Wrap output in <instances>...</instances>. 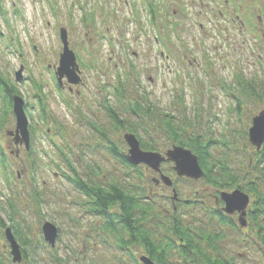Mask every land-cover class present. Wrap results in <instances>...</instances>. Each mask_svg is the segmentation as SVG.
Here are the masks:
<instances>
[{"label": "rangeland", "instance_id": "rangeland-1", "mask_svg": "<svg viewBox=\"0 0 264 264\" xmlns=\"http://www.w3.org/2000/svg\"><path fill=\"white\" fill-rule=\"evenodd\" d=\"M149 1H157L160 8L155 22L145 11ZM203 2L209 6H201V11L214 6L211 0ZM256 4L260 1H252V13L259 11ZM217 6L214 13L199 16L198 0H0V72L3 79L18 86L33 127L31 150L26 151L23 145L17 157L11 152L12 138L7 134L15 128V116L5 113L6 101L0 94V146L9 155L8 168L0 162V216L10 225L9 203L14 205V218L36 250L33 257L29 254L32 262L89 264L87 260L91 259L94 264H122L117 261L121 256L123 264H128L145 252L141 247L122 250L114 235L104 234L103 218L90 212L89 197L67 176L77 175L82 183L107 185L114 179L128 185L140 183L152 192L148 195L157 201L160 210L176 205L173 189L165 187L158 172L141 164L140 175L123 161L129 148L124 139L128 130L116 125L110 109L129 124L136 122L130 109L135 99L175 114L182 113V107H174V100H183L188 110L185 121L198 127L197 132L210 129L218 136L234 134L238 146L248 143V155L256 151L243 132L249 134L252 117L264 110V96H258L264 94V57L251 48L253 40L248 38L244 43L239 35L231 36V28L225 18L219 17ZM174 22L180 25L172 31ZM62 26L68 30L70 47L82 70L83 83L75 88L83 92V99L78 100L76 94L71 98L66 95L75 115L59 96L55 77L54 67L63 47L59 36ZM21 65L24 78L18 82L15 73ZM238 76L252 86L251 93L247 92L248 86L237 89ZM34 84L42 85L47 93L50 110L62 125L60 134L46 135L54 120L41 122ZM235 95L244 102L239 112L234 109ZM139 132L142 140L150 141L148 135ZM151 133L162 143L163 149L155 152L165 154L173 148L164 132ZM60 149L65 150L73 167ZM171 165L163 163V173L173 178L183 197L194 195L199 200L181 205L184 218L200 217L204 207L224 208V203L218 202L220 188L171 174ZM250 197L248 210L255 199ZM158 211L155 207L154 214ZM230 216L239 223V213ZM246 218L248 222L242 227L245 231L230 230L231 236L222 248L235 257L237 264H263L257 245L245 240L249 232L252 234L249 216ZM46 221L59 228L55 247L44 239L42 226ZM157 225L159 221L154 220L153 226ZM0 236H4L0 238V255L6 264H31L14 263L5 231Z\"/></svg>", "mask_w": 264, "mask_h": 264}, {"label": "trees", "instance_id": "trees-1", "mask_svg": "<svg viewBox=\"0 0 264 264\" xmlns=\"http://www.w3.org/2000/svg\"><path fill=\"white\" fill-rule=\"evenodd\" d=\"M159 9L157 1L149 4L152 22L158 19ZM164 10L166 9L164 8ZM92 20L94 21V18ZM179 25V22H174L171 30L175 31ZM208 63H210L209 60ZM242 81L245 80L241 77L237 78L238 90L249 85L248 82ZM36 85L38 92L35 93V98L39 118L42 123H49L48 118H53V114L49 110L46 96L41 95L43 93L42 85ZM249 89H252L251 85L248 86L247 92H250ZM2 92L3 99L6 101L5 113H13V97L15 94H20V91L15 82H8L3 79L0 72V93ZM232 93H234L233 88ZM258 96L262 97L264 94L260 93ZM124 97L121 96V98ZM235 97L237 103L235 101L234 109L239 112L244 102L241 101L239 96L235 95ZM131 106L130 109L136 116L135 123L126 124L118 114L114 115L111 109L108 112L110 111L111 117H113L117 126L134 133L138 137L144 150H162L161 141L156 140L155 134L151 132H164L167 140L172 142L173 145L189 149L198 156L205 173L200 180L205 184L220 188L222 191L239 188L252 195L253 199L255 198L248 213V226L252 234L249 232L248 238L245 240L257 245L256 250L260 253L259 259L262 263L264 261V146L261 151H255L248 155V143L244 147L238 146L234 134H230L231 136L226 134L225 136L224 133L218 136L210 129L202 133L197 132L195 130L196 126L185 121L188 110L183 100H174L173 102L174 107H182V113L180 114H175L173 111L164 113L158 106L141 98L135 99ZM197 112L200 115L199 109H197ZM60 126L62 125H59L58 121L55 120L53 126L50 124L47 127L46 135H49V131L52 134L56 132L60 134ZM139 131L148 135L150 141L147 139L142 140ZM235 132L237 133V131ZM243 133L247 140L248 133ZM110 149L115 151L113 147ZM60 152L65 156L69 165L73 167L65 150L60 149ZM70 154H72L71 150ZM8 157L9 155L0 146V162L5 169L8 168ZM123 161L142 175V165L133 166L129 164L125 157H123ZM169 171L171 174H175L172 165ZM67 178L89 197L90 212L103 218V227L109 231L110 235H114L122 250H125L123 247H129V245L141 246L151 260L158 264H237L235 257L228 254V250L223 249L222 245L226 238L231 236L230 230L245 231L246 228L242 229L232 216L223 212L221 207H204V212L200 214V217L193 216V220L184 218L181 205L195 203L199 200L193 198L194 195L188 198L183 197L177 189L175 181L171 188L174 192L172 199L176 205L169 210H160L157 201L148 195L152 192H149L147 186L143 184L132 183L129 184V187L128 184L114 179L108 181L107 185H103L97 182L86 183L83 181L82 183L77 175L71 178L67 176ZM177 179L179 180V178ZM186 181L194 180L186 179ZM165 187L170 188L169 186ZM148 197L150 200L147 199ZM218 202L223 205L220 198ZM155 207L159 211L154 214ZM9 208L11 223L7 226L0 216V233L3 235V231L7 227H11L22 250V262L38 264L36 260L32 262L29 259V254L30 256L35 255L36 250L14 218L16 210L14 205L9 203ZM154 220L159 221V225L156 227L153 226ZM3 237L0 236V238ZM73 257L74 255L70 259L73 260ZM133 258L135 264H142L140 261L138 262L137 257ZM58 260L59 263H64L63 258H58ZM87 261L89 264H94L93 261ZM117 261L123 264L121 256H118ZM0 264H6L2 255H0Z\"/></svg>", "mask_w": 264, "mask_h": 264}, {"label": "water", "instance_id": "water-1", "mask_svg": "<svg viewBox=\"0 0 264 264\" xmlns=\"http://www.w3.org/2000/svg\"><path fill=\"white\" fill-rule=\"evenodd\" d=\"M60 39L63 45L60 53L59 64L56 67V76L59 84H62L63 79L66 78L70 84L77 85L81 83V70L77 61L75 51L70 47L68 30L65 27L60 28ZM24 66L21 65L16 72V80L21 81ZM13 113L16 119V127L14 131L7 133L13 136L16 144L25 145L26 150L31 148V132L29 128V119L25 108V100L20 95L13 97ZM125 139L128 142L130 149L127 159L134 165L146 164L148 167L156 172L161 173V180L168 186L173 185V179L162 173L161 165L165 161H171L174 164V170L178 176H185L192 179H199L204 176V170L200 165L198 156L191 150L181 146L174 145L165 154L146 151L141 147L140 140L133 133H126ZM249 139L251 143L260 150L264 144V110L259 112L252 118V124L249 128ZM157 183L160 180L155 179ZM176 196V193H175ZM222 199L225 201L224 210L229 214L238 211L240 213L239 221L242 226H246L247 207L250 202V197L247 193L237 188L232 192H222ZM44 239L54 247L58 236L57 226L51 222L46 221L42 226ZM6 239L9 242L10 253L14 263H20L23 260V254L18 240L15 238L11 227L5 230ZM145 264H156L149 257L142 256L140 258Z\"/></svg>", "mask_w": 264, "mask_h": 264}, {"label": "flooded vegetation", "instance_id": "flooded-vegetation-1", "mask_svg": "<svg viewBox=\"0 0 264 264\" xmlns=\"http://www.w3.org/2000/svg\"><path fill=\"white\" fill-rule=\"evenodd\" d=\"M148 0H146L147 2ZM252 1L253 0H211V3L214 5L213 7L201 11L199 9L198 15L202 16L203 14L209 15L210 13H214L215 11V5L217 6V12L220 18H225V22L228 26V28H231L230 34L231 36L239 35L242 38V41L244 43H247L248 38L253 40L254 45H251V48L254 49V52L260 53L259 57H264V0H259L260 4H256L258 7V12L252 13ZM149 3V2H148ZM198 3L202 7L209 6V3L207 5L203 2V0H198ZM145 11L149 13V6H145ZM150 15V13H149ZM200 27L203 28V24H200ZM232 45V42H231ZM258 45H260L258 47ZM249 48V47H248ZM82 71V70H81ZM82 77V76H81ZM83 80V78H82ZM83 83V82H82ZM75 86L77 85H71L67 83L65 80L63 83L58 85V94L59 96H63L65 99V107L66 109L74 114L73 111V105L71 103V100L66 97V95L72 96V94H76L78 100L83 99V92L81 90H76ZM104 91V90H103ZM103 91L101 94H103ZM41 95H45L48 101L47 93L43 92ZM66 97V98H65ZM103 97V95H101ZM71 103L69 105L67 103ZM50 110V106H49ZM51 112V110H50ZM75 115V114H74ZM53 118H48L49 121L53 122L56 118L54 115H52ZM55 118V119H54ZM87 122L89 120L87 119ZM93 127L99 131L97 126ZM11 147L15 148L17 151H19L22 147V145H15L14 143L10 145ZM13 152V151H12ZM58 228V226H57ZM103 233L109 234V231L103 227ZM105 236V235H104ZM59 237V228H58V236ZM106 241V238L103 240ZM118 244V243H117ZM56 246V245H55ZM121 245L118 244V247ZM113 248H115L114 245H112ZM141 246L138 245H129V247H123L125 250H136V248H140ZM143 249V248H142ZM144 250V249H143ZM142 255H147L146 252ZM148 256V255H147ZM149 257V256H148ZM139 258H137L138 260ZM133 263L135 264L134 258L131 259ZM90 261H92L90 259ZM140 260H138L139 262ZM141 263V262H140Z\"/></svg>", "mask_w": 264, "mask_h": 264}, {"label": "bare ground", "instance_id": "bare-ground-1", "mask_svg": "<svg viewBox=\"0 0 264 264\" xmlns=\"http://www.w3.org/2000/svg\"><path fill=\"white\" fill-rule=\"evenodd\" d=\"M150 258V257H149ZM151 259V258H150ZM154 262V261H153ZM154 263H156V262H154ZM156 264H158V263H156Z\"/></svg>", "mask_w": 264, "mask_h": 264}]
</instances>
